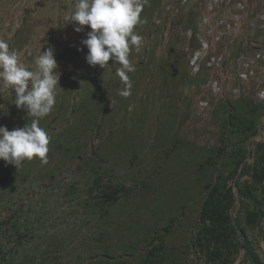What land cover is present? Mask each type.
Returning <instances> with one entry per match:
<instances>
[{"label": "trees", "instance_id": "trees-1", "mask_svg": "<svg viewBox=\"0 0 264 264\" xmlns=\"http://www.w3.org/2000/svg\"><path fill=\"white\" fill-rule=\"evenodd\" d=\"M192 12L184 26L198 38ZM72 54L67 50L56 55L57 64L71 60ZM89 75L79 82L82 94L70 106V116L80 112L77 117H62L67 98L62 93L59 105L40 119L39 126L50 136L47 164L34 157L16 168L0 160V264H187L190 252L203 264H234L241 251V264H264L249 236V227L264 221V146L254 142L264 101L241 95L224 97L214 105L211 120L217 125L219 143L199 147L204 158L199 161L196 153L183 166L189 167L191 177L178 196L183 198L198 183L201 201L192 230L175 243L171 237L178 216L173 213L187 199L171 203L172 210L161 217H140L130 209V201L143 192L142 180L140 184L122 180L119 174H124H117L109 163L114 154L105 139L112 136L114 125L121 128L125 118L115 111L121 106L117 99L124 85L111 86L110 106L105 96L113 77L105 75L104 85L95 76L97 88L92 90L86 83ZM128 75L132 80L135 71ZM75 80L72 76L61 82L66 89ZM14 95L11 90L8 99L0 100V126L9 131L34 119L15 104L7 110ZM108 118L111 127L104 133ZM90 132L100 138L93 146Z\"/></svg>", "mask_w": 264, "mask_h": 264}, {"label": "rangeland", "instance_id": "rangeland-1", "mask_svg": "<svg viewBox=\"0 0 264 264\" xmlns=\"http://www.w3.org/2000/svg\"><path fill=\"white\" fill-rule=\"evenodd\" d=\"M75 2L76 0H0V40L7 41L10 50L17 51L19 61L28 70L35 71L34 61L40 51L52 48L55 58L67 50L73 53L71 60L58 64L57 67L59 86L55 94L56 105H59L62 93L67 94V98L64 97L62 117L70 116V106L74 105L82 94L78 91V84L87 72L90 75L86 83L92 90L97 88L93 81L95 76H100L104 85L105 75L113 77L106 88L107 98L105 96L110 106L114 97L109 89H112V85H116V89L123 85L115 74L114 68L118 65H112L111 59L104 69L99 65L92 67L86 62L87 47L82 41L87 38V32L91 29L89 26H83V31L76 32L74 25L67 20ZM161 2L162 0H147L144 4L141 12V20L144 22L134 29L136 34L143 37V45L139 51L131 48L129 53V60L136 69L131 80V95L123 97L118 94L117 100L121 106L115 110L118 117L125 118L121 122V128L114 125L112 136L105 139L107 150L114 154L109 163L116 168L117 174H124H119L122 180L128 184H140L139 181L142 180L143 192L137 193L135 199L130 201L133 203L129 204L134 213L140 217H161L172 210L171 203L187 199L186 205L173 213V216L178 217L171 239L177 243L176 240L183 233L192 230L191 224L201 201L198 183L193 190H188L183 198L178 196L179 189L191 177L189 167L183 166L192 162V155L196 153L199 154L198 160H202L205 153L199 147L217 145L219 133L213 119L210 120L209 126L203 128L201 121L194 114L197 90L188 75L181 49V32L192 10L182 17H174V34L168 33L165 39L163 35H159L160 40L154 43L149 29L152 17ZM192 13V19L199 25L200 33L202 19L198 13ZM163 31L165 29H161L160 33ZM72 76L76 80L65 89L66 85L61 81L67 77L71 79ZM10 91L0 82V100L8 99ZM223 95L231 98L230 91L226 88ZM241 95H248L254 101L250 89ZM9 102L11 103L7 105V110H13L14 101ZM126 106H129V110L125 111ZM79 114L80 112L70 117H77ZM104 124V133H107L111 127L110 118L106 119ZM87 136L90 146L100 139L94 132L87 133ZM175 139L178 141L174 142ZM256 141L262 142L264 146V114L260 132L254 137V142ZM191 149L194 151L191 152ZM187 156L188 159L185 160ZM249 236L264 261V221L260 225L249 227ZM242 260L243 251L239 253L234 264H241ZM187 264H203V260L194 252H190Z\"/></svg>", "mask_w": 264, "mask_h": 264}, {"label": "clouds", "instance_id": "clouds-1", "mask_svg": "<svg viewBox=\"0 0 264 264\" xmlns=\"http://www.w3.org/2000/svg\"><path fill=\"white\" fill-rule=\"evenodd\" d=\"M145 3L147 0H76L67 17L76 32L83 31V26L91 29L82 41L87 47L85 59L90 66L99 65L104 69L110 59L112 65H118L114 69L124 85L118 93L123 97L131 95L128 74L136 70L129 60L130 49L139 51L143 45V37L134 29L144 22L141 12ZM34 63L35 71L28 70L19 61L17 51L10 50L7 41L0 40V82L5 89L14 90L15 106L25 109L28 117L34 118L30 125L11 131L0 126V160L16 168L34 157L41 164L48 163L50 136L39 125L40 119L47 116L56 103L58 64L52 48L40 51Z\"/></svg>", "mask_w": 264, "mask_h": 264}, {"label": "built area", "instance_id": "built-area-1", "mask_svg": "<svg viewBox=\"0 0 264 264\" xmlns=\"http://www.w3.org/2000/svg\"><path fill=\"white\" fill-rule=\"evenodd\" d=\"M190 10L202 29L197 38L184 26L181 49L196 85L194 114L204 128L225 88L232 99L250 89L254 101H264V0H162L149 29L153 42L173 35V18Z\"/></svg>", "mask_w": 264, "mask_h": 264}]
</instances>
